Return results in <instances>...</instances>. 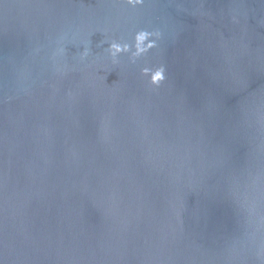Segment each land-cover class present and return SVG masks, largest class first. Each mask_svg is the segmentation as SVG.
<instances>
[{
  "label": "water",
  "instance_id": "1",
  "mask_svg": "<svg viewBox=\"0 0 264 264\" xmlns=\"http://www.w3.org/2000/svg\"><path fill=\"white\" fill-rule=\"evenodd\" d=\"M0 264H264V0H0Z\"/></svg>",
  "mask_w": 264,
  "mask_h": 264
}]
</instances>
